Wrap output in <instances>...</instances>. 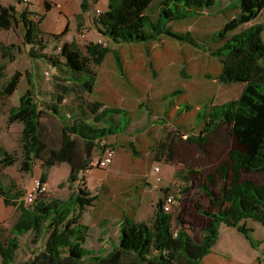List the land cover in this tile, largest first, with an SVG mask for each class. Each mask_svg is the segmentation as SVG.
<instances>
[{"label": "trees", "instance_id": "obj_1", "mask_svg": "<svg viewBox=\"0 0 264 264\" xmlns=\"http://www.w3.org/2000/svg\"><path fill=\"white\" fill-rule=\"evenodd\" d=\"M216 1L109 0L107 9L94 19V27L112 43L147 45L168 36L199 48L219 60L220 82L244 84L237 99L204 105L198 111L192 131L177 128L153 146L159 160L161 156L171 162L179 147L177 140H183L192 149L193 160L200 163L201 170L190 167L189 173L195 177L190 186L199 180L198 190L208 199L207 207L199 200L193 201L203 225L201 238L196 241L192 237L179 207L175 215L164 210V197L157 201L150 223L137 220L134 213L123 210L117 237L110 240V250L99 252L87 247L91 226L84 224L82 219L86 209L94 206L97 195L87 188L84 172L96 152L98 140L109 141L111 136L125 133L132 122L131 113L125 108L107 107L94 100L87 110L78 107L73 112L71 109L74 118L68 119L61 106L65 98L63 92L68 88L62 86V91L55 94V101L48 103L49 109L62 121L60 144L49 146L41 132V119L48 106L37 99L30 82L31 87L20 97L19 105L10 108L8 117V123L23 125L20 170L30 172L33 162L40 160L41 179L47 181L51 167L67 162L70 166L68 182L70 185L81 183L66 199L39 196L32 204H26L22 198L24 194L14 192L0 177V196L7 205L18 204L20 209V216L12 227L13 236L6 241L0 237V264H19L16 262L20 246L18 236L26 233L32 235L34 244L40 242L41 246L22 264H202L216 244L223 225L235 227L253 244V229L247 225V220L264 224V178L259 176L264 172V23L238 28L263 11L264 0H226L228 9H234L236 14L215 32V48L198 40L191 31H176L171 26L173 22L197 17L214 8L225 11L223 0L220 5ZM154 2H157L156 15L151 12ZM46 8H50L47 1ZM32 14L26 8L19 14L13 5L1 6L0 31L21 24L23 42L30 46L29 56L34 60H46L82 91H94L97 73L91 63L100 65L110 51L118 70L124 72L119 50L98 42L89 43L86 53L75 42H63L56 54L45 52L48 41L39 31L37 21L30 17ZM66 32L67 29L54 34L55 39ZM14 49L20 51V46L0 41L3 58L13 60ZM5 68L6 64L0 62V79L5 75ZM21 75V71L16 70L8 78L1 89L2 96L9 97L16 91ZM182 92L176 89L170 93L171 104L173 96ZM146 110L148 115L153 113L149 108ZM91 115L94 122L104 124L99 126L87 121ZM200 124L201 129L194 132ZM223 132L229 136L228 141L222 140ZM128 146L137 153L134 141L130 140ZM17 161V153L0 144V170ZM139 188L140 185L135 187ZM174 221L177 228H174ZM100 224L106 225L107 220H101ZM258 261L263 264L262 259Z\"/></svg>", "mask_w": 264, "mask_h": 264}, {"label": "rangeland", "instance_id": "obj_2", "mask_svg": "<svg viewBox=\"0 0 264 264\" xmlns=\"http://www.w3.org/2000/svg\"><path fill=\"white\" fill-rule=\"evenodd\" d=\"M216 4L220 5L221 1L217 0ZM222 9L225 11L214 8L197 17L173 22L172 29L181 32L191 31L198 40L215 48L217 46L213 42L215 32L221 30L236 14L234 9H228L226 0L222 1ZM151 12L157 14V2L151 6ZM256 23H264V9L255 19L241 25L238 30ZM23 34L21 24L0 33L1 42L20 46V51L17 49L12 51L13 60L3 58L0 50V62L6 64L5 75L0 79V92L16 70L22 73L18 88L11 96L4 97L0 93V144L9 151L16 152L18 158L14 165L0 170L3 183L11 185L14 192H22L25 195L33 177H41L43 173L42 164L38 160L33 162L30 172L20 170L23 158L21 143L23 125L20 122L8 123L10 108L19 105L20 97L31 87L30 82L33 83L37 99L47 106L49 102L55 101V94L62 91V86H67V91L63 92L65 98L61 106L68 119L74 118L71 109L73 112L77 111L78 107L87 110L88 105L94 100L103 102L107 107L125 108L130 111L132 117V122L125 133L109 138L116 148L114 162L106 169H95L85 180L87 188L97 195L94 206L86 209L82 219L84 224L91 226V235L85 245L94 250L100 248L110 250V240L117 237L119 218L123 210L134 213L137 220L150 223L157 201L163 199L167 193L176 199L190 234L198 241L203 225L193 201L199 200L207 207L208 199L198 190L199 180L195 181L193 187L190 186L195 177L189 173V169L194 167L201 170L200 163L193 160V151L183 140H177L179 147L174 161L171 162L161 156L159 160L153 146L157 140L164 139L177 128L192 131L194 121L198 120L196 118L198 111L204 105L222 104L237 99L244 84L220 82L218 75L221 64L217 58L172 37L163 36L159 41L147 45L116 44L107 38H96L95 42L119 50L124 72L118 70L114 55L110 51L100 65L91 63L97 77L94 91L89 93L74 85L64 72L54 68L46 60L32 59L28 54L27 45L23 42ZM91 40L92 37H89L79 43L83 53H86V46ZM45 52L56 54L59 52L58 44L53 39H48V48ZM176 89L183 92L173 96L174 101L171 104L168 96ZM184 105L190 107L184 108ZM146 108L151 109L153 113L148 115ZM47 110L41 119L42 136L49 146L57 147L61 139L62 121L49 106ZM87 121L99 126L104 124L100 121L94 122L92 115ZM200 129L201 124L195 127L194 132ZM130 140L134 141L137 153L129 148ZM222 140H229L227 133H222ZM156 167L160 170L155 171ZM69 174L70 166L67 162L51 167L46 181L48 190L41 197L68 198L81 183L77 181L70 185ZM97 175L104 178L96 179ZM259 176L263 179L264 172ZM158 177L161 180H158ZM137 185L141 188L135 189ZM20 200L18 199L17 203H20ZM19 216V205H7L0 196V237L3 241L13 236L12 227ZM101 220H107V224L101 226ZM252 222L256 225L252 226ZM249 223L250 225L248 223L247 225L253 229L251 234L253 244L236 228L223 225L216 252L222 253V250H225L228 255H233L235 260L243 261L248 259L249 255L253 257L255 251H260L259 246L263 243L259 237L264 238V224L254 220ZM173 225L177 228L176 221ZM18 238L20 246L16 252V262L22 264L31 257L35 248L41 246V243L34 244L30 233L20 235ZM244 242L250 244L251 251L244 247Z\"/></svg>", "mask_w": 264, "mask_h": 264}, {"label": "crops", "instance_id": "obj_3", "mask_svg": "<svg viewBox=\"0 0 264 264\" xmlns=\"http://www.w3.org/2000/svg\"><path fill=\"white\" fill-rule=\"evenodd\" d=\"M46 1L50 6L49 9L46 8ZM108 3L109 0H30V2L26 6H23L18 0H0V8L1 6L13 5L19 14L25 8L28 11L33 12L30 17L37 21L38 29L44 35V40L48 41V39H53L54 42L58 44L59 48L63 42H75L79 46V43L82 40H85V38L89 39V37H92L91 42H95L96 38L106 39V37L99 33L94 27V19L102 11L107 9ZM84 25L88 27V32L86 34V37L84 39H81L78 37V32ZM66 29L67 32L62 37H60L59 39H55L54 34H60ZM27 47L29 50L30 46L27 45ZM93 171L90 174L86 175V178L91 175ZM97 178L100 179L104 177H100L97 175L96 179ZM250 221L251 220H247V223L249 225ZM255 225L256 224H253L252 222V226ZM219 239L220 236L212 251L203 258V264H260L258 261L259 259H262L264 264L263 237H259V240H261V242L263 243V245L259 246L260 251H255V253L253 252V257L249 255L248 259H245L246 261L235 260L233 258V255H228V252L225 250H222V253H217L216 249L217 245L219 244ZM244 245V247L248 251H251L252 248L248 242H244ZM102 249L103 248H100L96 251L100 252L102 251Z\"/></svg>", "mask_w": 264, "mask_h": 264}, {"label": "built area", "instance_id": "obj_4", "mask_svg": "<svg viewBox=\"0 0 264 264\" xmlns=\"http://www.w3.org/2000/svg\"><path fill=\"white\" fill-rule=\"evenodd\" d=\"M23 6H26L30 0H18ZM88 32V27L86 25L82 26L79 30V37L84 39ZM116 157V148L115 146L105 138L98 140V145L96 152L93 157L89 160V164L84 174L88 175L95 169H106L110 166ZM160 168L156 167L155 171H159ZM161 180L160 177L157 178ZM48 190L46 181H42L41 177L34 176L30 187L25 193L24 200L26 204H32L36 198L46 193ZM176 199L172 194H168L164 198L163 208L168 213H174L178 211V206Z\"/></svg>", "mask_w": 264, "mask_h": 264}]
</instances>
